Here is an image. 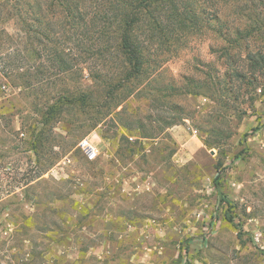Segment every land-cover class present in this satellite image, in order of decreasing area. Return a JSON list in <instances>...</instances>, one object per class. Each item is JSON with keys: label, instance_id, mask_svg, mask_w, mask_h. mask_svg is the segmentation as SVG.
<instances>
[{"label": "rangeland", "instance_id": "374dc122", "mask_svg": "<svg viewBox=\"0 0 264 264\" xmlns=\"http://www.w3.org/2000/svg\"><path fill=\"white\" fill-rule=\"evenodd\" d=\"M25 1L0 0V264H264V0H192L198 22L178 41L144 34L163 65L126 80L142 87L116 111L89 70L117 85L120 58L52 75L53 45L22 30ZM90 134L94 161L78 147Z\"/></svg>", "mask_w": 264, "mask_h": 264}, {"label": "trees", "instance_id": "16d2710c", "mask_svg": "<svg viewBox=\"0 0 264 264\" xmlns=\"http://www.w3.org/2000/svg\"><path fill=\"white\" fill-rule=\"evenodd\" d=\"M31 1L32 4H26V6L30 7L32 12H21L19 14L20 24L27 35L28 43L34 44L38 41V44L45 46L43 41H47L53 45L48 54L50 60L54 62L52 75H77L73 65V58L77 56L80 57L78 59L82 64L87 66L93 63L95 55L109 63L120 58L124 65V76H122L123 82H119L117 85H113L112 80L109 81L114 78V72L105 71L104 74H101V71L89 70L93 81L98 80L105 84L106 98L120 100L115 102L112 108L114 111L119 106H122L124 110L128 96L142 87L140 86L142 84H139L130 88L126 80L131 78L137 80L139 75L143 76L150 70L151 72L156 71L163 65L164 60L160 58L162 56L157 51H154L152 55L142 36L148 33L149 41H158L161 45L163 40L166 43L176 42L178 41L176 34L179 27L187 29L193 21L198 22V17L194 14L192 0ZM134 25L141 26L137 29V34L133 30ZM112 27L113 29L110 30L109 28ZM98 30L101 33L98 32L99 36H95V32ZM114 40H116V45L115 49H112L109 43ZM73 45L83 48V52L75 54ZM58 46H62L64 49L59 52ZM67 46L68 48H65ZM86 69L80 68V75H83ZM119 88L122 93L114 96V92ZM170 89L172 92L177 90L176 86H171ZM70 90L72 91V89ZM68 93L70 91L67 92V96H63L61 100L58 99L56 103H60L61 106L69 104L68 96L72 95ZM82 97L86 99L84 94ZM108 115L109 112L97 119L101 121Z\"/></svg>", "mask_w": 264, "mask_h": 264}, {"label": "crops", "instance_id": "0c3cea01", "mask_svg": "<svg viewBox=\"0 0 264 264\" xmlns=\"http://www.w3.org/2000/svg\"><path fill=\"white\" fill-rule=\"evenodd\" d=\"M177 135V142L184 154L201 162L205 171L212 174L214 170L213 161L207 156V152L209 151L206 150V146L203 141L191 133H187L186 135L180 131Z\"/></svg>", "mask_w": 264, "mask_h": 264}, {"label": "built area", "instance_id": "2783aa9c", "mask_svg": "<svg viewBox=\"0 0 264 264\" xmlns=\"http://www.w3.org/2000/svg\"><path fill=\"white\" fill-rule=\"evenodd\" d=\"M97 138V135L90 134L83 138L78 144V147L88 161H94L99 156L100 149L98 146Z\"/></svg>", "mask_w": 264, "mask_h": 264}]
</instances>
